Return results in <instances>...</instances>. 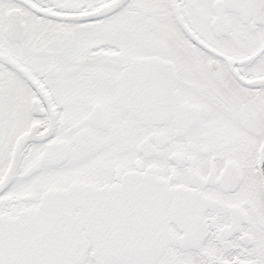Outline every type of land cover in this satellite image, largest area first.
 Listing matches in <instances>:
<instances>
[{
    "label": "snow or ice",
    "instance_id": "1",
    "mask_svg": "<svg viewBox=\"0 0 264 264\" xmlns=\"http://www.w3.org/2000/svg\"><path fill=\"white\" fill-rule=\"evenodd\" d=\"M0 264H264V0H0Z\"/></svg>",
    "mask_w": 264,
    "mask_h": 264
}]
</instances>
